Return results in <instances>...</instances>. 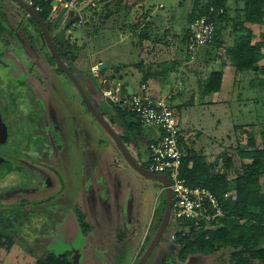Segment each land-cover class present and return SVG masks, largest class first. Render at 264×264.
I'll return each mask as SVG.
<instances>
[{
	"label": "rangeland",
	"instance_id": "374dc122",
	"mask_svg": "<svg viewBox=\"0 0 264 264\" xmlns=\"http://www.w3.org/2000/svg\"><path fill=\"white\" fill-rule=\"evenodd\" d=\"M126 1L139 3L143 0ZM193 2L194 0H144L145 16L151 24L149 33L151 37L161 38V43H156L155 48L148 41H143L140 47L133 45L139 44L137 37L139 31L135 32L133 29L134 16L141 11L135 7L130 13L123 8L124 4L120 7L122 10L120 15H113L109 19L107 27L119 28L120 31L125 30L127 32L125 43L127 44L124 46L116 42L117 29L107 33L105 39L94 37L88 42L91 43V46H97L100 49L107 47L104 49L105 52H102L98 57L108 59L113 65L118 66L125 62L133 64L142 62L143 68L146 69L149 61L157 66L164 60L179 59L176 57V53L183 45L181 36L184 32L187 15L193 8ZM205 2L207 0H201V4ZM13 3L12 0H0V57L3 59L5 54L12 56L19 64L26 67V62L30 64V62L36 63L41 60L43 53L40 48L43 45V38L41 33H36L37 36L31 35L35 28L39 29L38 26L31 23L29 17L23 12L16 10V5L15 9L8 7V4L13 5ZM90 4L100 5V7L96 6L93 10ZM84 5L83 9L85 13H88L89 18L92 16V12L101 13L103 11V4L98 3L97 0H89ZM243 6V0L227 1L229 15L232 17ZM115 8L112 6V9ZM76 17L73 18L76 19ZM83 24L85 22L81 25ZM76 30L71 31L73 39H77L82 34L81 28ZM232 30L229 25L222 31L220 39L231 43L232 37L229 33ZM253 31L257 36L264 34V25H254ZM50 32L52 36H56L57 29L52 26ZM30 41L33 42V46H29ZM202 50L204 48L200 52ZM78 51V59L72 66L74 74H78L76 70H81V63L85 59L83 49L80 48ZM262 51L264 53V46ZM214 55V52H208L209 62H204L202 57L185 60V57L181 56L184 61L176 65L174 70H170L168 76L159 77L158 80L149 82L150 91L152 90V94L159 95L160 98L167 93L176 96L173 102L169 101L172 106L181 105L177 117L180 129L184 132L194 131V133L201 131L202 136L197 144L204 145L206 154L211 157L221 150L216 140L218 143L225 142L224 145H229L237 140L240 145H244L248 133L253 134L257 141V147H261L260 133L264 130V88L253 84V82H257L256 77L249 73H244L235 80V73L229 65L227 56L214 58ZM31 58L32 61H30ZM147 68L149 69V67ZM212 70H223L224 72L221 91L203 96L198 88L197 79L198 77L203 78ZM124 75L128 76L127 79L130 80L132 86L142 83V73L139 75L133 65L126 67ZM11 82L10 78L0 76L1 102L2 105L3 103L9 104L2 109V112L10 131L9 140L6 145L0 146V151L14 155L21 164L25 162L33 170L28 167L24 173L12 171L3 175L4 177H0V230L10 234L14 241L7 253H0V264H34L36 260L43 259L48 254L58 255L67 251L66 242L61 243L54 240L53 243H50L57 237V225L61 223L52 215L51 211L54 207L62 206L60 213L70 210L74 213L77 223L86 221V212L83 211L84 205L80 194L82 182L78 184L76 178L79 176L80 168L85 171L84 167L80 165L82 157L79 149L76 148L79 143L77 132L81 133V137L87 134L93 139L91 155L96 162L98 159L101 160V168L104 172L111 171V176L118 181V189L116 195L112 178L108 177L111 200L103 210V220L100 219L102 220L101 226L96 231H92L90 235L84 233L87 243L83 242V235L78 237V246L76 247H80V249L73 254L76 257L71 256V258L75 257L72 259V263L136 264L156 232L154 229L164 199V194H161L160 189L156 188L161 184L136 174L126 166L117 147L91 117L81 98L79 97V99L77 95L75 108L78 113L69 97H65L64 103L71 106V109H66L65 117L59 115L57 117L59 135L66 145L62 148L63 151H66L62 153V157L71 164L70 169H67L66 174H61L59 180L54 173L50 155H54V153L57 155L61 148H59L58 142L54 141L48 123L45 124L48 128L46 127L45 131H42L44 125L40 126L38 123L40 121L32 125L31 120H35L25 118L22 111L14 106L10 98L12 93L10 90L8 91V87L12 85ZM33 84L36 85V83ZM86 93L88 94L87 91ZM65 94L67 96V93ZM90 96L93 100V96ZM75 101L73 100V102ZM53 104H57L56 107L59 108L57 97ZM93 105L98 112L104 114L103 116L106 115L111 119L109 117L110 110L107 109L110 105L105 102L98 106ZM47 122H49L48 119ZM84 124L87 132L82 126ZM75 125L76 133H74ZM237 125H241V127L234 130L233 127ZM81 127L83 129H80ZM113 127L115 126L113 125ZM115 128L117 129V127ZM119 131L122 135L123 131L120 129ZM228 135L231 136V139L227 141ZM189 136L194 137V134L190 133ZM37 142L44 143V145L37 146ZM31 143L34 145H28ZM137 143L138 145L136 144L135 147L136 160L143 164L148 157L146 140L143 141L141 138ZM26 147L28 148L26 149ZM42 159L50 162L44 163ZM115 164H118L119 168L114 169ZM44 183L47 184L44 185ZM25 184L33 186L34 190L25 191ZM78 225L80 226V224ZM175 225L176 222L169 221L159 244L144 264H217L211 258L201 257H193L187 263L180 262L175 257L174 249L171 246L177 229ZM81 232H83L82 229Z\"/></svg>",
	"mask_w": 264,
	"mask_h": 264
},
{
	"label": "trees",
	"instance_id": "16d2710c",
	"mask_svg": "<svg viewBox=\"0 0 264 264\" xmlns=\"http://www.w3.org/2000/svg\"><path fill=\"white\" fill-rule=\"evenodd\" d=\"M227 1L207 0L201 4V0H194L193 8L187 15L184 32L181 36V44L183 45L176 53V57L179 59L161 61L157 66H154L155 68L150 67L154 64L149 62L148 65L150 66L146 65L149 69L147 67L144 69L142 62L135 63L134 66L141 69L142 83L147 82L152 77L168 76L170 70H174L176 65L184 61L181 56H184L185 60L191 59L186 48L189 26L197 18L206 15L213 21V39L209 44L200 47L194 58L200 59L202 57L204 62L210 61L207 56L210 51L214 52V58L227 56L229 65L235 73V80L239 79L242 74L249 73L256 77L257 82H253V84L264 88V53L262 51L264 34L257 36L253 31L254 25H264V0H243V8L236 11L234 17L229 15ZM33 2L41 8V11L37 13L50 32L53 23L52 17L47 21L52 10L50 2L47 0H33ZM97 2L105 3L103 11L101 13L92 12V16L88 19V25L95 26L96 31L124 4L123 8L126 11L131 12L135 7L141 11L134 16L135 24L133 25L134 31H139L137 37L140 45L138 43L134 45L140 47L143 41H148L154 47L156 43H161L160 37H151L149 33L151 24L145 16L144 0L139 3H128L126 0H97ZM61 6L57 12L61 10ZM90 6L93 7V10L96 8L92 4ZM111 6L116 8L109 9ZM210 7L214 9L211 13L209 12ZM22 11L29 17L30 22L39 28L35 19L24 10ZM229 25L233 29L229 33L232 41L226 43L220 38L222 31ZM96 31L94 32L96 33ZM52 40L59 55L72 64L76 60V56L71 45L57 37ZM203 48L204 50L200 52ZM152 50L154 49L152 48ZM125 68L113 66L109 69H103L101 77L104 80L117 78L120 73L125 74ZM223 74V70H212L203 78L198 77V88L201 94L205 96L220 92ZM118 95L125 98H129L131 95L125 81L122 82ZM171 99L170 96L169 100ZM169 100L168 104L177 119L181 105L172 106ZM108 110H110L109 117L123 130L120 138L124 143L133 142L136 147L137 141L141 138L145 139L144 137L152 129L144 126L133 111L125 109L119 103L108 106ZM239 127L241 125L234 126L233 129ZM190 133L194 134V137H190ZM201 136V131L194 133V131L184 132L181 130L179 137L182 161L180 176L189 187L205 188L215 195L222 215L217 216L216 220L211 222L200 221L195 223L192 220H180L175 225L177 229L174 233V239L171 241L173 253L183 263L189 262L193 257H201L211 258L217 264H264V130L260 133L261 147H257V141L253 134L248 133L244 145H240L237 140L229 145H224L225 142L218 143L216 140L221 150L213 157L206 154L204 145L197 144ZM229 139H231L230 135L226 137L227 141ZM151 140L150 137L147 139L146 146ZM142 165L145 166V163ZM162 193L164 194L163 191ZM162 203L154 231L158 228L163 215L164 199ZM79 224L83 232L89 228L84 220L79 221ZM13 243V237L0 230V253H7ZM71 256L72 254L69 252L58 255L52 253L43 259L36 260L34 264H73L72 259L76 256L72 258Z\"/></svg>",
	"mask_w": 264,
	"mask_h": 264
},
{
	"label": "crops",
	"instance_id": "0c3cea01",
	"mask_svg": "<svg viewBox=\"0 0 264 264\" xmlns=\"http://www.w3.org/2000/svg\"><path fill=\"white\" fill-rule=\"evenodd\" d=\"M2 1H4V0H2ZM68 1H71V2L73 1L72 7L71 8L68 7L65 9V11L62 15V20L60 21V25L58 27L57 26L54 27L55 29H57L56 36L54 35V37H57L63 41L64 40L67 41L69 43V45H71V47L73 48V52L76 56V60L71 64L72 66H73V64H75V62L78 59V55H77V53L79 52L78 49H80V48L83 49V51H84L83 57H85V59H84L83 63H81V70L78 71L75 68V70L78 72V74H75V75L78 78V80L81 81L82 85L83 84L85 85V86L83 85L84 89L85 90L88 89V90H86L88 92V94L93 96V98H94L93 100H92V97L90 96L92 103L97 105V106H98V104H101L103 102L107 103L105 101L106 98L103 97V92L107 91V89L104 86V84H105L104 82L108 81L109 90L113 91L112 90L113 79L117 80L116 90H115L116 94H118L119 89H120L123 81H125L127 83L130 94L135 93L139 88V84L136 86H132L130 83V80L127 79L128 76H125V75L120 73L117 78H108V79L104 80L101 77V71L100 70L97 73L92 72V68L99 66L101 63L107 64V67L105 69H109L113 66L114 67L115 66L127 67L130 65L134 66L135 63L133 64V63L125 62L119 66L113 65V63L110 62V60H108V59L105 60L103 57H98L102 52H105L104 49H107V47L100 49L97 46H91V43L88 42L90 39H93L94 37H98L100 39H105L107 33L111 32V31H115V29H117L118 38H117L116 42L118 44H122L125 46L127 44V43H125L126 38H127L126 37L127 32L125 30L120 31L119 28L114 29L113 27H107V23L109 20H107V22L105 24H103L102 26H100L98 28V30L96 31L95 26L88 25L89 15H88V13H85V10L83 9L85 6L84 4H86L89 0L88 1L82 0L80 2H77L76 0H68ZM100 4H103V6H104L105 3L101 2ZM15 5L16 4H14V3H13V5L8 4V7H12L13 9H15ZM96 6L100 7V5H96ZM51 7H52V10H51L50 14H52L51 17L54 21L57 14L59 13V12H57V10L60 7V4H57V5L53 4ZM61 7H63V6H61ZM17 9L20 12H23L22 8H20L18 5H16V10ZM109 9H112V6ZM121 11L122 10L120 9L119 11L115 12V14H113V15H117V14L120 15ZM78 14L84 15L83 17H84L85 24L79 25L77 22L78 21L77 18L76 19L73 18L74 16L76 17V15H78ZM77 28H81L82 34L77 39H73L72 38L73 35H72L71 31H73V30L77 31L76 30ZM94 31H96V33ZM90 47H92V48H90ZM42 53L44 54L43 55L44 58L46 57V58H48V60H50V61H48L49 66H42L41 69H39L37 72H39V75L42 74L44 81L48 82L49 80H51L52 86H54V91L59 92L60 95L57 96V98L59 99V108L56 107L57 104L55 105L56 110H57V117H58V115L65 117L66 109H71V106H67V103H64L65 102L64 98L66 96L65 93H67L66 97H69V100L71 101L74 108L76 105L75 104L76 103L75 97H76V95L78 96V94L76 93V91L71 86V83L67 79L62 77V75L60 74V71L56 68L54 61H52V58L47 53L46 48L42 51ZM148 66H150V65H148ZM134 67L136 68V66H134ZM150 67H154V65L150 66ZM72 69H74V67ZM136 71L139 75H140V73H142L141 69L136 68ZM152 80H158V79L155 77H152L147 82H143V83H146L150 89L149 82ZM151 91L149 93L150 95L152 94ZM169 94L171 95V97H172L171 100L173 102V100L176 96H174L171 93H167V94H165V96L169 95ZM152 95L151 96L153 98H156V99L160 98L159 95H156V94H152ZM165 96H162L161 98H163ZM55 98H56V96H53V102L55 101ZM78 98H79V96H78ZM60 100H61V102H60ZM73 100L75 102H73ZM60 103H61V105H60ZM112 104H113V102H112ZM60 107H62L61 111L59 110ZM75 110L78 113L77 108H75ZM79 113H80V111H79ZM100 114L102 115V113H100ZM103 115H102V117L105 119V121L120 136L121 134H120L119 129L122 130L120 128V126H118L116 123H114L112 121V118L109 119L106 115H105L106 117ZM113 125L115 127H117V129L115 127H113ZM82 126H84V130H85V132H87V129H85L86 128L85 124ZM88 126H89V124L87 125V127ZM80 129H83V128L81 127ZM75 131H77L76 125L74 128V133H76ZM76 134H77L76 136H77L78 142H79V143H77L76 148H77V150L79 149L78 151L80 152L81 157H82V160H81L82 163L80 165H82L84 167V170H85V171H83L80 168V170H79L80 173L78 172L79 176H77L76 178H77L78 184L80 182H82L80 194L82 196V201H83V205H84L83 211L86 212L85 213L86 214L85 220H86L87 224L89 225V228L85 232H86V235H90V233L92 231L93 232L96 231L97 228L101 226L103 216H104L103 210L106 209V205H109V201L111 200L110 189L108 186L109 185L108 177L112 178L113 186L116 189V193H115L116 195H117V189H118L117 188L118 181L116 178H113L111 176L110 170H108L107 172H104L102 170L101 160L98 159V162H96L95 159H93V157L91 155V151H90V149L92 147L91 144H92L93 139L90 138L89 136H87V134L85 136L83 135V137H81V133L77 132ZM154 135H155V132L153 129H151V131L148 132L147 135L144 137L145 139H143V141L144 140L147 141V139L149 137L153 139ZM125 145H126L127 149L129 150V152L131 153V155L134 157V159H137V156H136L137 151H136V148H135L133 142H130L129 144L125 143ZM63 152H66V151L60 150V152L58 154V158H57L56 169L58 171L59 178H61V174H66L67 169H70L69 166H71V164L67 163L65 161V159L62 157ZM92 163H94V164H92ZM118 166H119L118 164H115L114 169L119 168ZM126 166L129 167L127 164H126ZM100 219H102V220H100ZM60 230H61V228L57 232V235H56L57 237L52 239V241L55 240V241L62 242L63 236L60 233ZM85 232L81 233L84 236L83 237L84 243L86 242L85 235H84ZM79 238H80V236H79ZM79 238H77V239H79ZM64 242H66V241H64ZM55 243H57V242H55ZM77 244H78V240H77L76 244H73V245L66 244V246L68 248L66 252H69L72 255L77 253L80 249V247L79 248L76 247V246H78ZM73 247H75V249H73ZM76 248H78V249H76Z\"/></svg>",
	"mask_w": 264,
	"mask_h": 264
},
{
	"label": "built area",
	"instance_id": "2783aa9c",
	"mask_svg": "<svg viewBox=\"0 0 264 264\" xmlns=\"http://www.w3.org/2000/svg\"><path fill=\"white\" fill-rule=\"evenodd\" d=\"M22 1L34 11H41L33 0ZM54 1L56 4H62L65 9L66 7L71 8L73 4L68 0ZM213 11V7H210L209 12ZM76 18L79 25L85 22L81 14H78ZM213 33L214 25L209 16L203 15L190 24L186 48L191 59H194L200 47L212 41ZM98 70V67L92 68L93 73H97ZM149 91L148 85L141 83L138 90L129 98L120 97L111 90L104 91L103 97L109 98L113 103L121 104L125 109H130L144 126L154 130L155 135L146 147L148 157L144 162V167L152 173L164 174L168 178L172 195L169 221L172 220L177 224L180 220H192L195 223L216 220L217 216L222 215L216 196L205 188L189 187L180 176L182 161L179 137L181 129L168 104L171 95L156 99L149 94Z\"/></svg>",
	"mask_w": 264,
	"mask_h": 264
},
{
	"label": "flooded vegetation",
	"instance_id": "af4514ba",
	"mask_svg": "<svg viewBox=\"0 0 264 264\" xmlns=\"http://www.w3.org/2000/svg\"><path fill=\"white\" fill-rule=\"evenodd\" d=\"M47 21H49V20L47 19ZM39 30H40V28L39 29L35 28V31L31 35L35 36L36 33L40 34L41 30L40 31ZM49 33L53 39L54 36H52L51 32H49ZM41 35H42V33H41ZM42 38H43V36H42ZM64 42L68 43L65 40H64ZM32 43L33 42L30 41L29 46H33ZM43 47H45L47 49V53L52 58V61H54L53 57L51 56L50 52L48 51V48L46 46L44 39H43V45H41V48H40L41 52L44 50ZM55 47H56V45H55ZM56 50H57V48H56ZM2 52H3V50H2ZM42 55H44V54H42ZM42 55H41V60L39 62H36L37 64L34 62L33 63L30 62V64H28V62H26L27 65H26V67H24L21 63L19 64L16 61V58H13L12 56L5 54L3 56V59H1V57H0V76L5 77V78L8 77V78H10V80H12V82H11L12 85L8 87V91L10 90V92L12 93V96L10 98H11V102H13L14 106L17 109L22 111L21 113H23L25 115V118H32L35 120V121L31 120L32 125H35V124H37V121H40V122H38L39 125L40 126L42 124L44 125V127L42 126L43 127L42 131H45L44 129H46V127H47V125L45 126V124L48 123L50 126L49 129L52 131V134L54 136V138H53L54 141L58 142V146L62 150V148H64L66 145L64 143V140L59 135V126L57 123V120H58L57 110H56L55 105L53 104V96L57 97L60 94H59V92L54 91V86H52L51 80H49L48 82L44 81L42 74L39 75V72H37L39 69H41L42 66H49L48 61H50V60H48V58H46V57H45L46 58L45 59L44 56H42ZM61 59H62L63 63L72 72V74H74L73 70H72L71 63L68 62L67 60H64L62 57H61ZM30 61H32V58ZM54 63H55V61H54ZM55 66L60 71V74L62 75V77H64L65 79H67L71 83V86L73 87V89L76 91V93L80 97L79 93L77 92L76 88L74 87V85L70 81V79L60 70V68L57 66L56 63H55ZM74 76L76 77L75 74H74ZM33 83H36V85ZM80 84L82 85L81 82H80ZM82 87H83V85H82ZM83 89H84V87H83ZM85 92H86V90H85ZM1 96L2 95L0 94V112H1L2 117L4 119V114L2 112V109L5 106H9V104L3 103V105H2ZM87 96L90 99V101L92 102V100L88 94H87ZM81 101H82V99H81ZM87 111H88V109H87ZM47 119L49 120V122H47ZM4 121L6 122V124L8 126V138H7L6 143L3 144V145H6L8 140H9L10 131H9V125H8L7 121L5 119H4ZM3 145H0V146H3ZM28 145H34V144L31 143ZM36 145L40 146V145H44V143L39 144L37 142ZM27 148L28 147H26V149ZM58 154L59 153H57V155H56L54 153V155H50V157L52 158L51 163H52V167L54 169V173H56L55 174L56 177L60 180L61 178H59L58 171L56 169ZM0 157L4 158L5 160L9 161L12 164V169L10 171H8L5 175L9 174L12 171L24 173L26 171V169L28 167H30L25 162L21 164V162H19V160H16L14 155L8 154L5 151L4 152L0 151ZM42 161L44 163H47V164L50 162V161H47L44 159H42ZM30 168H32V167H30ZM32 170H33V168H32ZM45 184H47V183H44V185ZM158 188L160 189V193H161L162 186L157 187V190H158ZM24 190L25 191L26 190L32 191V190H34V187L29 186V184L28 185L25 184ZM61 208H62V206L61 207H54L51 211L52 215H54L53 217H55L57 221L61 222L60 224L57 225L56 235H57V232L59 231V229L61 228L60 233L63 236L61 243H64V241H66L67 244H71V245L76 244L77 240H78L77 238L79 236H82L81 228L78 225L79 223L76 222L77 219L75 218L74 213L70 212V210H67V211L65 210V212L60 213L62 210ZM68 222H70L71 224L76 223L77 228H78V235H74V237L72 239L70 237V234H71L70 229L67 230V228H66L67 225H69V224H67ZM53 241L51 240L50 243H53Z\"/></svg>",
	"mask_w": 264,
	"mask_h": 264
},
{
	"label": "water",
	"instance_id": "95a60500",
	"mask_svg": "<svg viewBox=\"0 0 264 264\" xmlns=\"http://www.w3.org/2000/svg\"><path fill=\"white\" fill-rule=\"evenodd\" d=\"M16 5H18L22 10H24L29 16H31L37 24L39 25V28L41 30L43 39L46 43V46L48 48V51L50 52L51 56L53 57L55 63L60 68V70L70 79V81L73 83L74 87L76 88L77 92L79 93L84 105L88 109L91 116L94 118V120L98 123V125L108 134V136L112 139L115 146L119 150L122 158L126 162V164L138 175L151 179L154 181H157L161 184L163 192H164V211L162 218L160 220V223L158 225V228L152 238V240L149 243V246L145 250V252L142 254V256L139 258L136 264H144L146 259L150 256L154 248L159 244V241L169 223L170 218V211H171V202H172V195L171 190L169 188V181L168 178L164 174H155L150 172L148 169H146L142 164H140L134 157L131 155L129 150L127 149L125 143L120 138V136L112 129V127L105 121V119L100 115V113L95 109L93 103L88 98L85 90L83 89L82 85L78 81V79L72 74V72L69 70V68L63 63L59 53L56 50V47L54 45V42L52 40V37L49 33V31L46 28L45 23L40 19L38 13L34 11V9L28 5H26L22 0H12ZM50 2V5L56 4V1L54 0H47ZM57 5V4H56ZM65 11V7H62L59 13L57 14L56 18L54 19L52 26H59L60 21L62 20V15ZM100 71L105 69L107 67L106 63H101L99 66H97ZM104 86L109 90V83L108 81L104 82ZM116 83L117 80L113 79L112 84V90L115 92L116 90ZM105 101L112 105V101L109 98H106ZM8 138V126L6 122L4 121L2 114L0 112V145H3L6 143ZM12 169V164L5 160L4 158L0 157V177L5 175L8 171ZM67 224V230L70 229V237L71 239L74 237V235H78V228L76 223L71 224L68 222Z\"/></svg>",
	"mask_w": 264,
	"mask_h": 264
},
{
	"label": "clouds",
	"instance_id": "9594fccd",
	"mask_svg": "<svg viewBox=\"0 0 264 264\" xmlns=\"http://www.w3.org/2000/svg\"><path fill=\"white\" fill-rule=\"evenodd\" d=\"M99 71V70H98Z\"/></svg>",
	"mask_w": 264,
	"mask_h": 264
}]
</instances>
